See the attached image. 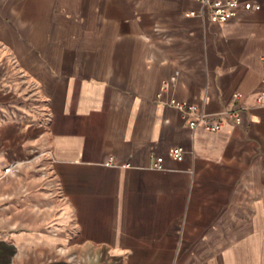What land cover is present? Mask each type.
Masks as SVG:
<instances>
[{"label": "crops", "instance_id": "0c3cea01", "mask_svg": "<svg viewBox=\"0 0 264 264\" xmlns=\"http://www.w3.org/2000/svg\"><path fill=\"white\" fill-rule=\"evenodd\" d=\"M210 10L0 0V264H264V0Z\"/></svg>", "mask_w": 264, "mask_h": 264}, {"label": "built area", "instance_id": "2783aa9c", "mask_svg": "<svg viewBox=\"0 0 264 264\" xmlns=\"http://www.w3.org/2000/svg\"><path fill=\"white\" fill-rule=\"evenodd\" d=\"M204 3L209 4L211 10L209 17L213 21L224 22L230 18H232L238 6V0H225L223 3L212 2L210 0H202ZM178 72L175 71L174 74L170 77L168 81H165L162 85V89H164L170 82H173L176 79ZM261 98L259 97L258 100ZM171 105L176 106L182 112L184 117H187V125L190 129H195L198 126L203 127L207 131H218L221 128V120L210 121L208 116L204 113L197 114V107L194 104H188L184 102H175L172 100ZM196 114L195 118L188 117L189 114ZM230 116L235 121L239 120V114L237 110H231L229 112ZM171 156L176 160H181L184 155V151L181 147H173L170 149ZM162 160L161 156H157L153 159L151 167L154 169H162Z\"/></svg>", "mask_w": 264, "mask_h": 264}]
</instances>
